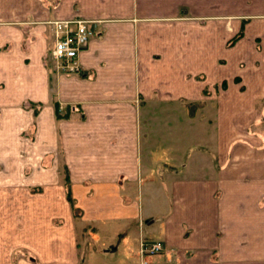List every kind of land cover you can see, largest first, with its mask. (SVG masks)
<instances>
[{
    "label": "crops",
    "instance_id": "0c3cea01",
    "mask_svg": "<svg viewBox=\"0 0 264 264\" xmlns=\"http://www.w3.org/2000/svg\"><path fill=\"white\" fill-rule=\"evenodd\" d=\"M143 260L264 264V0H0V264Z\"/></svg>",
    "mask_w": 264,
    "mask_h": 264
},
{
    "label": "built area",
    "instance_id": "2783aa9c",
    "mask_svg": "<svg viewBox=\"0 0 264 264\" xmlns=\"http://www.w3.org/2000/svg\"><path fill=\"white\" fill-rule=\"evenodd\" d=\"M52 24L55 33L53 56L58 67L69 72H79L81 70L79 56L94 35L92 21L59 19L52 21ZM164 247L161 240L141 239L139 254L143 258L146 255L160 253Z\"/></svg>",
    "mask_w": 264,
    "mask_h": 264
},
{
    "label": "rangeland",
    "instance_id": "374dc122",
    "mask_svg": "<svg viewBox=\"0 0 264 264\" xmlns=\"http://www.w3.org/2000/svg\"><path fill=\"white\" fill-rule=\"evenodd\" d=\"M25 124H27V123H25ZM32 127H33V124H30L29 128H28V126L24 127V129H22L23 132H20V136L22 133L21 139H25V142L28 144V145L24 146V152H23V156H25V164L24 165L26 167V170H25L26 173H29V170L33 167V163L31 161L34 162L33 155L36 154V149H37L36 146L34 145V142L31 140L33 138ZM42 161H43V158H42Z\"/></svg>",
    "mask_w": 264,
    "mask_h": 264
}]
</instances>
